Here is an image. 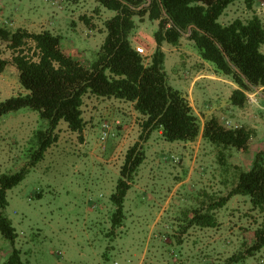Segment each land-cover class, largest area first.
<instances>
[{
	"label": "rangeland",
	"instance_id": "rangeland-1",
	"mask_svg": "<svg viewBox=\"0 0 264 264\" xmlns=\"http://www.w3.org/2000/svg\"><path fill=\"white\" fill-rule=\"evenodd\" d=\"M46 9L52 13L47 27ZM115 15L96 0H0V29L51 31L61 37L68 54L86 65L96 60L107 36L105 22ZM254 16L264 23V0H257L252 10L237 1L219 22L229 25ZM157 30L158 24L149 20L142 26L144 38L138 47L145 49L146 62ZM163 50L170 84L185 94L195 78L198 94L205 84L199 77L214 75L215 66L204 60L205 64L200 63L198 51L187 37L179 47L166 43ZM12 58L7 43L0 40V60L8 62L0 73V103L26 93ZM211 87L220 89V85ZM248 96L247 107L236 113L231 112L225 95L213 98L210 109L204 106L205 95L195 97L202 126L217 116L227 127L247 126L254 131L247 152L231 148L222 154L202 135L195 142L184 143L168 142L160 131L152 134L146 144V160L127 196V218L115 230L110 197L128 149L139 141L143 117L132 103L118 107V112L109 99L87 96L84 132L72 133L61 121L58 141L7 192L9 206L1 211L17 230L16 247L22 260L26 264H226L253 243L254 232L264 221L249 198H231L217 211L216 228L187 226L195 209L208 205L210 198L226 197L240 171H247L264 150V89ZM105 121H120L121 125L115 128V137L102 143ZM48 127V121L27 108L0 119V176L14 174L34 160L40 146L37 133ZM12 251V244L0 231V264H6ZM237 264H264V249Z\"/></svg>",
	"mask_w": 264,
	"mask_h": 264
},
{
	"label": "trees",
	"instance_id": "trees-1",
	"mask_svg": "<svg viewBox=\"0 0 264 264\" xmlns=\"http://www.w3.org/2000/svg\"><path fill=\"white\" fill-rule=\"evenodd\" d=\"M237 1H243L249 10L257 3V0H96L101 8L116 15L105 22L107 36L90 65L68 54L61 37L51 31L0 29V40L13 53L12 63L26 92L0 103V119L27 108L38 112L49 124L46 131L37 133L40 146L34 160L14 174L0 176V231L13 247L6 264H26L16 247L17 230L1 211L9 206L7 192L18 186L30 168L43 160L58 141L61 121L67 123L72 133L84 132L83 107L87 96L132 103L143 117L139 141L128 149L110 197L115 208L111 218L113 230L121 228L127 218V196L146 160V144L154 132L160 131L168 142L191 143L202 135L205 141L220 148L222 154L231 148L249 151L254 136L251 128L227 127L226 121L217 116L202 126L186 94L170 84L163 50L166 43L179 47L187 37L202 60L212 63L217 74L230 78L237 86L231 93L230 105L246 108L248 94L264 89V23L254 16L246 21L236 19L229 25L221 24V16ZM147 20L158 22L154 33L156 47L149 62L132 43L133 36ZM7 65V61L0 60V73ZM235 196L249 198L253 209L264 216V150L256 155L247 171H240L226 197L210 198L208 205L193 211L187 228H216L217 211ZM263 249L264 221L254 232L253 243L226 264L242 263Z\"/></svg>",
	"mask_w": 264,
	"mask_h": 264
},
{
	"label": "crops",
	"instance_id": "crops-1",
	"mask_svg": "<svg viewBox=\"0 0 264 264\" xmlns=\"http://www.w3.org/2000/svg\"><path fill=\"white\" fill-rule=\"evenodd\" d=\"M46 11L50 13V14L48 13V16H46L45 20H44L45 21L44 24L47 27L48 18L49 17L52 18V13L50 12V9H48V10L46 9ZM156 23L158 24V22H156ZM143 25H141L139 27V29L137 30L136 35L133 36V38H132V43H133L134 47H136V48L138 47V45H140L141 39L144 38V35L141 34V30H142V26ZM151 45H152V53H151V55H152L154 50H155L156 44L154 42H151ZM198 59H200V63H204L203 60L200 58V56H198ZM183 63H185V62H183ZM182 66H185V64H183ZM199 78L204 79L203 81H205V84L203 85V87L200 88L201 90H199V93H201L203 96L204 95L206 96V99H204L205 100V102H204L205 108L207 107V108L210 109V107H212L211 104H213V102H214L213 98H216V99L223 98L224 95L227 97V101H228V103L230 105L229 99H230L231 93H232L233 90L237 89V86L228 77L222 78L221 75H219L216 72H214L213 76H208V78H210V79H208L207 76H200ZM197 81H198V77L195 78L194 81L191 83V88L188 91V93L186 94V96L188 97V99H189V101H190L195 113L198 116H200L197 113L196 106H195V97L197 95H199V93L197 94L195 92V90L197 88ZM214 85H220V87H219L220 89L213 90L211 86H214ZM208 86H210V87L208 88ZM258 92H259V90L256 93H254V94H258ZM109 101L112 102L111 104H114L113 105L114 106L113 107L114 110L117 109L120 106L123 107V106H127L129 104V103L125 102V101L116 100V99H109ZM115 106H116V108H115ZM230 108H231V112L232 113H236V112L242 111V109L236 110L231 105H230ZM117 111L119 112L118 109H117ZM220 115L223 116L222 113Z\"/></svg>",
	"mask_w": 264,
	"mask_h": 264
},
{
	"label": "built area",
	"instance_id": "built-area-1",
	"mask_svg": "<svg viewBox=\"0 0 264 264\" xmlns=\"http://www.w3.org/2000/svg\"><path fill=\"white\" fill-rule=\"evenodd\" d=\"M136 50L140 54L146 55L144 48L137 47ZM120 125H121L120 121H115L114 123L105 121L102 125V132H101V136H100L101 142L106 143L110 138L115 137L116 134H115L114 130L116 127H118ZM115 264H118V263H115Z\"/></svg>",
	"mask_w": 264,
	"mask_h": 264
}]
</instances>
